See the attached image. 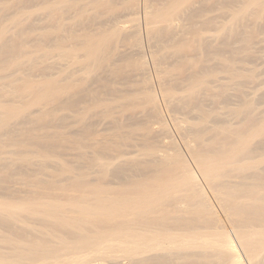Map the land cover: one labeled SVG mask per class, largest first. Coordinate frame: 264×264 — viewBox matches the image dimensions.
Masks as SVG:
<instances>
[{"label": "bare ground", "instance_id": "bare-ground-1", "mask_svg": "<svg viewBox=\"0 0 264 264\" xmlns=\"http://www.w3.org/2000/svg\"><path fill=\"white\" fill-rule=\"evenodd\" d=\"M0 264H264V0H0Z\"/></svg>", "mask_w": 264, "mask_h": 264}]
</instances>
